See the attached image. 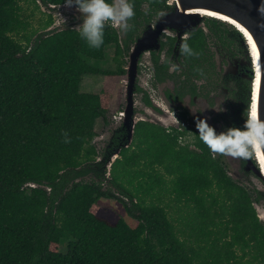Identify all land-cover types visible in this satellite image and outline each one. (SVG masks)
Segmentation results:
<instances>
[{"label": "trees", "instance_id": "16d2710c", "mask_svg": "<svg viewBox=\"0 0 264 264\" xmlns=\"http://www.w3.org/2000/svg\"><path fill=\"white\" fill-rule=\"evenodd\" d=\"M21 1L0 0V264H264L254 206L264 194L254 198L203 143L192 149L177 132L141 122L110 176L97 170L96 125L113 94L82 91V81L120 74L102 67L109 47L122 57L119 34L106 27L104 45L93 49L79 29L49 30L51 12L31 32ZM34 1L51 10L65 4ZM226 24L214 19L216 37L240 46L235 28H220ZM162 190L187 205L178 223ZM183 221L191 234L177 225Z\"/></svg>", "mask_w": 264, "mask_h": 264}, {"label": "flooded vegetation", "instance_id": "af4514ba", "mask_svg": "<svg viewBox=\"0 0 264 264\" xmlns=\"http://www.w3.org/2000/svg\"><path fill=\"white\" fill-rule=\"evenodd\" d=\"M173 6L170 0L158 9L151 3L143 2L139 7L134 6L136 14L129 21L133 25L129 31L124 32L118 27L115 28L123 52L120 58L115 52L113 61L116 62V66L107 68L120 71L115 78L122 80L123 95L119 99L120 107L112 112V115L108 112L106 119L102 118L106 131L97 135L93 141L97 150L93 162H96L95 167L98 171L103 172L107 168L105 176H110L109 165L115 162L113 154L119 148L123 152L125 148L134 144L136 128L141 122L162 126L171 133L177 132L185 144H191L186 140L193 133L194 143L190 147L201 151L196 145L202 142L196 134L194 114L201 115L199 112L206 107L201 118L208 117L209 124L220 132L230 127H242L245 118L252 112L256 67L250 46L241 31L228 23L227 26L221 25L220 28L222 30L235 28L240 34L241 45L222 44L213 30V21L217 19L214 17L206 16L204 25L199 26L197 30L188 31V34L177 29L162 32L158 39L159 46L152 44V47L143 50L138 56L136 73L131 76V53L137 42L143 38L147 30L155 29L159 19L172 11ZM60 17L63 20L56 28L75 21L72 15L65 14ZM181 42L189 43L201 54L194 57L182 56L179 51ZM194 69H201L203 75ZM130 89L133 117H137L138 121L133 143L126 147L128 131L124 112L130 103ZM218 106L224 111L213 109ZM212 155L221 160L228 174L230 163L240 162L243 178L233 179L240 185L251 184V188L247 189L255 195L254 198L258 197L259 191L264 194V187L258 184L263 181L255 180L257 175L254 167H260L257 157L248 161H237L220 154ZM260 200L264 202L263 197Z\"/></svg>", "mask_w": 264, "mask_h": 264}, {"label": "water", "instance_id": "95a60500", "mask_svg": "<svg viewBox=\"0 0 264 264\" xmlns=\"http://www.w3.org/2000/svg\"><path fill=\"white\" fill-rule=\"evenodd\" d=\"M170 2L174 4L172 11L167 12L159 19L155 29L151 28L146 31L143 38L137 42L131 53V76H134L136 73L138 56L143 50L152 47V44L159 46L158 39L162 32L169 29H177L181 30V33L188 34V31L197 30L199 26L204 25V18L206 16L214 17L237 27L245 36L250 46L256 67L252 111L254 108L257 117L259 119H264V0H170ZM42 8L43 10L48 9L46 6H42ZM52 9L56 10L61 16L68 14L69 16L72 15L75 17V21L63 24L59 28L61 30L77 29L83 23V16L77 11L75 6L68 7L65 3L57 8L52 6ZM48 10L51 11V9ZM56 26L57 25L51 26L49 30L55 29ZM129 95L130 103L124 112L125 125L128 131V141L125 143L126 147H129L133 143L135 128L138 121L137 117H133L134 111L131 107L132 89H130ZM120 152L121 148L113 154V161L119 158ZM259 153L261 157H264V148L260 149ZM256 157L260 164V167L254 165L256 177L264 180V171L259 161V155ZM111 168L112 163L109 165V174ZM91 174H93V171H88L83 176L88 178ZM81 179L82 177H78L76 181H80ZM237 179L241 178L239 177ZM29 185L33 187L39 186L36 183H30ZM262 203L264 202L259 201L254 204L261 206ZM259 218L264 222L260 216Z\"/></svg>", "mask_w": 264, "mask_h": 264}, {"label": "clouds", "instance_id": "9594fccd", "mask_svg": "<svg viewBox=\"0 0 264 264\" xmlns=\"http://www.w3.org/2000/svg\"><path fill=\"white\" fill-rule=\"evenodd\" d=\"M66 6H75L83 16V23L77 29L81 39L90 48L100 49L105 43V28L110 26L129 31L133 25L129 23L135 16L134 0H65ZM180 54L185 57L199 56L189 43L181 42ZM203 75L201 69H194ZM222 112L221 106L213 108ZM206 107L199 114H194L196 134L199 140L211 153L220 154L237 161H248L259 155L264 148V119H259L255 110L245 118L242 127H230L218 132L209 124L208 117L201 118ZM66 140L67 134L65 133ZM264 160V157L261 158Z\"/></svg>", "mask_w": 264, "mask_h": 264}, {"label": "rangeland", "instance_id": "374dc122", "mask_svg": "<svg viewBox=\"0 0 264 264\" xmlns=\"http://www.w3.org/2000/svg\"><path fill=\"white\" fill-rule=\"evenodd\" d=\"M21 6L23 7L24 15L31 22V28H30L31 32L40 31L45 27L47 21L49 20V16H48V14H46L48 12L49 13L51 12L53 14L54 21H57L55 23V25H57L59 22H62V20H63V18L60 17L59 14H57L56 10H51V11L48 9L43 10V8H39L37 6V4L35 3L34 0H22ZM114 56H115V48H114V46H111L107 50V59H106V61H104L102 63V67L107 68V67L116 66V62L113 61ZM122 87H123L122 80L120 78L118 79V77L117 78H115V77L108 78L104 75H86V76H84L83 81H82V91L92 92V93H99L105 89H109L112 91L113 98H112V102L110 105V110L108 111L109 115H112V112L114 113V111H116L117 108L120 107V105H121V103L119 102V99L123 95V88ZM120 88H121V90H120ZM104 129H105V125L103 123V119L99 118L97 125H96L97 135L103 134L106 131ZM192 134L189 135V137L186 140L187 142H190L191 144L194 143L193 142L194 137ZM229 166H230V168L228 169V171H230L229 174L231 175V177H233L235 179H237L239 177L241 179L243 178V175H242L243 171L240 170V162L230 163ZM256 178H255V180H256V182H258V178L257 179ZM165 181H167V180H165ZM240 183H242V182H240ZM258 184H261L264 187L263 182H260V183L258 182ZM242 185L245 188H247V187L251 188V186H250L251 184L242 183ZM167 187H169V186H167ZM167 187L164 185H163V188L157 187V191L161 190V189H166ZM162 191H163V193L160 196L163 199V203L172 205V207L169 209V212H170L171 216L172 215L175 216V218L177 219L176 223H178V221H179L178 215H180L181 212H183L184 215L188 214L189 210L187 209V205L185 203L176 204L173 201L174 195H172L170 193V191H166V190H162ZM103 204H105L107 206H111L113 208H116V209L120 210L121 213L125 214L124 208L116 200H105V199H103ZM254 206H256L259 216L264 220V203H262L261 206H257V204L256 205L254 204ZM178 210H180V211H178ZM177 225H179L180 228H182V229H186L189 234L192 233L190 226L189 227L186 226V223L184 221L181 225L180 224H177ZM64 248L65 247H63V249Z\"/></svg>", "mask_w": 264, "mask_h": 264}, {"label": "bare ground", "instance_id": "6f19581e", "mask_svg": "<svg viewBox=\"0 0 264 264\" xmlns=\"http://www.w3.org/2000/svg\"><path fill=\"white\" fill-rule=\"evenodd\" d=\"M253 110H254V108H253ZM262 157L260 156V153H259V161H260V163H261V166L263 167L262 169H263V171H264V162H263V160L261 159Z\"/></svg>", "mask_w": 264, "mask_h": 264}]
</instances>
